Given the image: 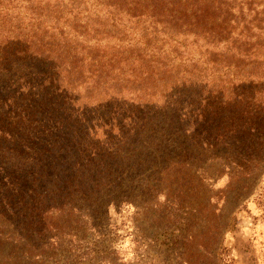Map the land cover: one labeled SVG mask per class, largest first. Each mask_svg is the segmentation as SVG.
Here are the masks:
<instances>
[{"label": "rangeland", "instance_id": "1", "mask_svg": "<svg viewBox=\"0 0 264 264\" xmlns=\"http://www.w3.org/2000/svg\"><path fill=\"white\" fill-rule=\"evenodd\" d=\"M181 93L87 125L74 161L0 147V264H264V126L206 131Z\"/></svg>", "mask_w": 264, "mask_h": 264}, {"label": "trees", "instance_id": "2", "mask_svg": "<svg viewBox=\"0 0 264 264\" xmlns=\"http://www.w3.org/2000/svg\"><path fill=\"white\" fill-rule=\"evenodd\" d=\"M183 90L203 95L206 131L238 115L264 126V0H0L4 151L74 161L87 125L154 98L178 108Z\"/></svg>", "mask_w": 264, "mask_h": 264}]
</instances>
